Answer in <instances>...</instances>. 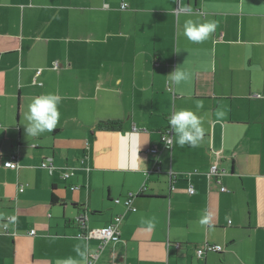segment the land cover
Segmentation results:
<instances>
[{
  "label": "crops",
  "instance_id": "1",
  "mask_svg": "<svg viewBox=\"0 0 264 264\" xmlns=\"http://www.w3.org/2000/svg\"><path fill=\"white\" fill-rule=\"evenodd\" d=\"M187 20L217 27L193 43ZM178 67L187 78L172 85ZM48 92L61 97L60 122L27 136L28 104ZM197 102L203 139L165 148L168 117ZM105 121L120 128L101 129ZM215 162L221 183L208 176ZM130 193H140L135 211L123 203ZM206 209L210 227L199 224ZM81 214L86 230L122 216L120 239L81 237ZM208 243L224 250L199 257ZM91 255L95 264H264V0H0V264Z\"/></svg>",
  "mask_w": 264,
  "mask_h": 264
},
{
  "label": "clouds",
  "instance_id": "2",
  "mask_svg": "<svg viewBox=\"0 0 264 264\" xmlns=\"http://www.w3.org/2000/svg\"><path fill=\"white\" fill-rule=\"evenodd\" d=\"M216 27V23L211 20L204 22L187 20L184 23L183 34L193 43H202L210 38L211 34L216 30ZM167 76L172 85H179L187 78L186 73L179 67ZM60 104L61 97L54 92H48L34 97L28 104L27 112L24 115V119L27 121V123H24L27 136L36 138L44 133L54 132L61 118ZM202 108L203 104L197 102L196 110L188 108L175 110L168 117V127L172 135H169L167 132L162 138L164 143L169 147H174V142L180 147H184L185 145L192 147L198 146L204 136L203 117L198 115V111ZM128 147L126 138H122L119 143L121 157L127 153ZM134 149L137 150L138 155L140 145H134ZM212 219L213 214L206 209L199 219V224L210 227ZM12 220L14 222L15 217ZM145 224L149 230L155 227L154 221L151 220L145 222ZM87 248V244H77L75 251L83 259L86 258ZM69 264H75V261L69 258Z\"/></svg>",
  "mask_w": 264,
  "mask_h": 264
},
{
  "label": "built area",
  "instance_id": "3",
  "mask_svg": "<svg viewBox=\"0 0 264 264\" xmlns=\"http://www.w3.org/2000/svg\"><path fill=\"white\" fill-rule=\"evenodd\" d=\"M127 7V4L126 3H123L122 4V8H126ZM40 73V70L39 72ZM168 132L169 135H172L169 127L166 128L164 131H163V136L164 137L166 135V133ZM163 140V139H162ZM163 144H164V147L165 148H170L169 146H167L164 141H163ZM158 151L157 147L156 146H153L151 148H149V152H152V153H156ZM7 165L11 168H16L18 165H17V162L13 161V159L9 160L6 162ZM156 165H159L158 163ZM43 166H47V163L44 162L43 163ZM159 168V166H157ZM157 168V169H158ZM224 174L223 171H221L220 167H219V162H215L212 164L211 166V169L208 173V176L209 178H215V180L219 183L220 182V177L221 175ZM69 173L65 172L63 173V177H68ZM74 189H77L78 186H74L73 187ZM20 190L22 191L23 190V186L20 187ZM220 190L221 191H228V189L224 186H221L220 187ZM189 192L190 193H194L195 192V189L193 186H190L189 188ZM138 194V193H137ZM137 194L135 193H130L128 194L125 199L123 200V203L125 204V206L128 208V210H133L135 211L136 210V206L134 204V200H135V197L137 196ZM122 200L120 198H117L115 200V202H121ZM88 217L86 214H81V216H79L77 218V222H79V224L82 225V227L84 228V230L79 234L81 237H85L87 239H90V238H96L98 240L101 241V244H104L105 241H118L120 239V231H119V223L121 222L122 220V216L118 215L116 216L115 220L112 221L109 225H107V227H100V228H92V229H85L86 227V221H87ZM31 233H34V230L31 231ZM224 250V247L221 245V244H211V243H208L206 245H204L203 247H200L197 249V255L199 257H202L203 254H205V252L207 251H212V252H222ZM95 258L96 256H92L88 259V264H95Z\"/></svg>",
  "mask_w": 264,
  "mask_h": 264
},
{
  "label": "trees",
  "instance_id": "4",
  "mask_svg": "<svg viewBox=\"0 0 264 264\" xmlns=\"http://www.w3.org/2000/svg\"><path fill=\"white\" fill-rule=\"evenodd\" d=\"M99 127L101 129L115 130V129L120 128V122L119 121H105V122L101 123L99 125ZM139 195H140V193L137 194V196H139Z\"/></svg>",
  "mask_w": 264,
  "mask_h": 264
}]
</instances>
